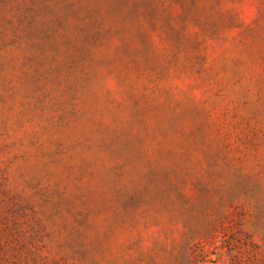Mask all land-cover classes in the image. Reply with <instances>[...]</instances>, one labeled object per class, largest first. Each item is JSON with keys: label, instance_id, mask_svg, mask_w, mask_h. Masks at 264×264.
I'll use <instances>...</instances> for the list:
<instances>
[{"label": "rangeland", "instance_id": "obj_1", "mask_svg": "<svg viewBox=\"0 0 264 264\" xmlns=\"http://www.w3.org/2000/svg\"><path fill=\"white\" fill-rule=\"evenodd\" d=\"M0 264H264V0H0Z\"/></svg>", "mask_w": 264, "mask_h": 264}]
</instances>
